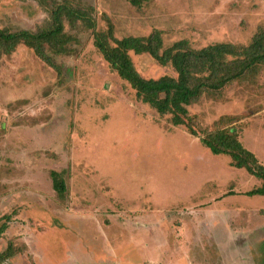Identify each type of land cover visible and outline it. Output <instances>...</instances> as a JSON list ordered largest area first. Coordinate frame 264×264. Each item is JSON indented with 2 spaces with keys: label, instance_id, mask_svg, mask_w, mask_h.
Wrapping results in <instances>:
<instances>
[{
  "label": "rangeland",
  "instance_id": "obj_1",
  "mask_svg": "<svg viewBox=\"0 0 264 264\" xmlns=\"http://www.w3.org/2000/svg\"><path fill=\"white\" fill-rule=\"evenodd\" d=\"M61 2L90 16L94 27L63 18L66 53L46 50L58 71L24 46L0 58V224L8 217L0 253L12 249L0 264H149L137 247L125 259L114 254L144 234L163 244L160 264L172 263L164 243L181 245L178 264L189 254L203 264H231L237 253L243 264H264V197L246 195L261 181L143 105L93 45V30L109 25L118 40L159 30L165 47L181 40L194 49L247 45L264 29V0H151L138 7L129 0H0V29L47 28ZM129 55L144 78L175 76L147 54ZM253 80L188 109L202 128L226 120L245 148L264 155L256 130L264 115L254 113L264 108V68ZM51 171L64 181L62 197ZM192 218L199 221L186 224ZM155 227L153 235L145 231ZM191 229H199L195 243Z\"/></svg>",
  "mask_w": 264,
  "mask_h": 264
},
{
  "label": "trees",
  "instance_id": "obj_2",
  "mask_svg": "<svg viewBox=\"0 0 264 264\" xmlns=\"http://www.w3.org/2000/svg\"><path fill=\"white\" fill-rule=\"evenodd\" d=\"M151 0H129L131 5L140 6ZM51 23L36 32L27 30L9 31L0 29V58L13 54L19 46L30 49L47 66L58 71L54 58L46 52L61 55L66 53L69 40L64 32L63 18L69 22L80 19L90 28L94 22L90 16L71 8L65 2L56 3L50 13ZM93 45L117 76L126 82L135 98L160 117L169 116L173 127H184L188 134L199 139L212 155L229 157V166L244 169L249 175L261 181L247 196L264 197V165L238 140V134L226 120H217L211 127L202 128L189 107L210 96L219 97L222 91L233 83L252 82L264 68V29L252 36L247 45L212 43L199 49L189 46L186 40L164 46L159 30L144 37H113L112 26L106 32L93 30ZM147 54L158 65L169 66L175 76L144 78L135 69L129 53ZM50 178L54 192L62 197L66 191L59 172L51 171ZM7 218L0 224V233L6 228ZM12 256L8 246L0 253V260Z\"/></svg>",
  "mask_w": 264,
  "mask_h": 264
},
{
  "label": "crops",
  "instance_id": "obj_3",
  "mask_svg": "<svg viewBox=\"0 0 264 264\" xmlns=\"http://www.w3.org/2000/svg\"><path fill=\"white\" fill-rule=\"evenodd\" d=\"M255 114H260L261 116H263L264 115V108L263 109H259V110H256L255 112H254ZM261 120H263V118H259V127L256 129L257 131H258V133H259V136L261 137V136H263V137H261V139H264V122L263 121H261ZM256 146H258V144H256ZM256 146H254V148H256ZM243 147H245V146H243ZM247 148V147H246ZM247 150H249L250 152H252L255 156H256V158H257V160L258 161H260L261 163H262V165H264V155L263 154H260V152H258L256 149H253L252 151L249 149V148H247ZM241 170V169H240ZM251 197H253V196H251ZM210 220L209 221H212V222H214L213 221V219H211V218H209ZM215 220V219H214ZM147 221V220H146ZM163 220L161 219V220H158V221H155V222H153L151 225L152 226H159V225H161L163 222H162ZM185 221L186 220H184L183 222H182V225L184 224V225H186V224H191V225H194L196 222H198L199 221V218H192V219H189L188 220V222H186V224H185ZM202 221V220H201ZM206 222V221H205ZM216 222V221H215ZM145 224H147L146 222H145ZM149 230H151L152 231V233L149 231ZM145 231H149V235L150 234H155L156 232H158V228L157 227H155V228H153V229H149V228H146V230ZM197 232H199V229H197V230H192L191 229V233H190V238H193L192 239V242H194L195 243V241L197 240L196 239V237H195V235L197 234ZM179 235H178V237H183L182 236V228L179 230ZM192 235V236H191ZM145 238H146V235L144 234V236L143 237H140L139 236V240H137V241H131L132 243L131 244H126L124 247L126 248L124 251H122L121 249H120V251H119V249H117L115 252H114V254H115V257L116 256H122V257H124V259L126 258L125 257V251L127 250V251H129V250H134L133 249V247H137V249L138 250H141V251H139V253L140 254H144L145 256V258L146 259H148V261L150 262L149 264H160V262H161V258L163 259V256H164V251L162 250V246H163V244H162V246H161V244H160V242H159V240H157V239H150L149 241H147V240H145ZM129 239V238H128ZM178 240V239H177ZM118 241V240H117ZM153 241H155V242H153ZM106 242H108V240L106 241ZM114 243H116L115 245V247H118L119 245L117 244L118 242H114ZM164 244H166V247H167V249H169L171 252H169V250H167V254L168 253H170L169 255H170V257H171V261L170 262H172L171 264H173V262H176L175 264H178V262L180 261V257H182V255L180 254V248H181V245H176V246H172V245H170L169 246V244L168 243H164ZM128 245V246H127ZM195 245V244H194ZM128 247V248H127ZM195 247V246H194ZM171 248V249H170ZM196 249V248H195ZM199 249H202V248H199ZM160 250H161V252H162V256H160ZM204 252H205V249L203 250ZM199 252H202V251H199ZM93 254H96V253H93ZM92 254V255H93ZM76 257V256H75ZM84 257V259H86L87 257L86 256H83ZM94 257V256H93ZM189 257L191 258V259H189V262L187 261L186 262V264L188 263V264H203V263H200L201 261H198L197 260V257H195V255L194 256H191V254H189ZM183 258V257H182ZM129 260V259H128ZM143 260H144V258H143ZM243 255L242 254H239L238 255V253L236 254V259H235V261H233V262H231V264H243ZM144 263V262H143ZM180 263V262H179ZM206 264H213V263H210V261H208V262H206ZM228 264V263H227Z\"/></svg>",
  "mask_w": 264,
  "mask_h": 264
}]
</instances>
